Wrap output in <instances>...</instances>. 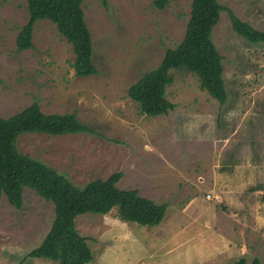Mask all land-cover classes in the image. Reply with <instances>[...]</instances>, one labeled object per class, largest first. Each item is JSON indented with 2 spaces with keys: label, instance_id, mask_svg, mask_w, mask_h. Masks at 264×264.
I'll list each match as a JSON object with an SVG mask.
<instances>
[{
  "label": "rangeland",
  "instance_id": "374dc122",
  "mask_svg": "<svg viewBox=\"0 0 264 264\" xmlns=\"http://www.w3.org/2000/svg\"><path fill=\"white\" fill-rule=\"evenodd\" d=\"M193 0H84L98 71L75 72L73 45L49 19L35 22L33 47L17 35L27 0H0V116L37 101L46 113H76L87 132H28L17 146L82 187L115 172L117 186L167 204L159 225L106 214L76 217L93 259L86 264H264V40L239 35L228 10L212 33L223 56L228 97L200 87L187 68L171 69L175 107L148 116L129 88L184 38ZM264 31V0H219ZM55 206L24 186L23 206L0 198V264H58L24 256L51 229Z\"/></svg>",
  "mask_w": 264,
  "mask_h": 264
},
{
  "label": "trees",
  "instance_id": "16d2710c",
  "mask_svg": "<svg viewBox=\"0 0 264 264\" xmlns=\"http://www.w3.org/2000/svg\"><path fill=\"white\" fill-rule=\"evenodd\" d=\"M170 1L155 0V5L164 8ZM27 2L29 19L17 35L18 48L24 50L33 47L35 22L49 19L57 24L60 33L73 45L76 74H95L98 69L93 62L92 36L83 8L84 0ZM223 10H228L232 26L239 35L253 42L264 40V31L242 20L219 0H193L182 41L176 47L169 48L162 62L129 88L130 98L139 103L143 114H166L175 107L166 95L167 86L174 80L171 69H189L198 75L202 89L221 103L227 100L223 56L212 38ZM90 130L76 113H46L37 101L10 116H0V198L6 195L13 206L21 208L24 186H29L55 206L51 229L22 261L28 257L48 258L58 264H86L91 261L93 253L87 238L76 227L79 214H106L116 208L118 217L139 225L153 226L162 222L167 204L157 203L141 195L137 189L118 187L121 172H115L106 179H93L80 187L41 159L23 153L17 146L23 133L61 135ZM235 264H261V260L255 257L252 263H248L247 258L242 256Z\"/></svg>",
  "mask_w": 264,
  "mask_h": 264
}]
</instances>
